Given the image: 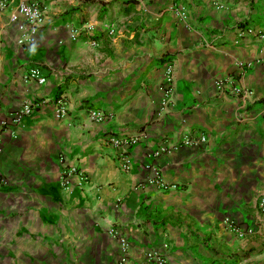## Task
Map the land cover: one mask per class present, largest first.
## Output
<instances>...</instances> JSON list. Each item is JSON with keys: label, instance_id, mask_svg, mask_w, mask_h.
I'll return each instance as SVG.
<instances>
[{"label": "crops", "instance_id": "crops-1", "mask_svg": "<svg viewBox=\"0 0 264 264\" xmlns=\"http://www.w3.org/2000/svg\"><path fill=\"white\" fill-rule=\"evenodd\" d=\"M21 1L0 12V264H112L113 228L129 264L146 249L170 264H264V40L239 32L264 31V0H42L30 45L11 18ZM169 60L174 95L159 115ZM35 66L45 83L25 81ZM217 79L244 93L217 94ZM27 100L43 103L6 129ZM90 108L106 119L90 121ZM200 133L204 146L186 142ZM61 154L86 185L61 189ZM156 175L176 188L150 187Z\"/></svg>", "mask_w": 264, "mask_h": 264}, {"label": "built area", "instance_id": "built-area-1", "mask_svg": "<svg viewBox=\"0 0 264 264\" xmlns=\"http://www.w3.org/2000/svg\"><path fill=\"white\" fill-rule=\"evenodd\" d=\"M9 4V0H0V12L3 11ZM13 21H19L24 25V34L18 39V44H32L40 32L45 19V6L42 0H24L16 5L15 11L12 15ZM240 36L248 35L254 36L264 40V31L254 32V29L250 27H243L239 29ZM74 33V32H73ZM76 36V31L74 33ZM73 36V39L74 37ZM173 65L169 60L165 64V70L163 73L162 91L163 97L160 103L159 115L167 109L172 102L174 95L173 88ZM25 81L34 80L37 84L45 83V77L42 75L40 67H33L26 72L24 76ZM216 93H230V94H242L244 91L234 85L231 79H217L214 81ZM246 95H250L248 92ZM41 100H27L16 111L11 112L5 121L1 124L10 129L16 125H19L27 117L32 116L36 110L42 105ZM56 111L55 117L61 119L65 117L68 110V103L65 97H60L55 101ZM87 116L92 122H102L106 119L105 115L94 109L87 110ZM186 142L195 144L198 147L204 146L206 137L203 134H198L195 139H189ZM135 144V141L131 143V146ZM163 152V148L160 147L153 152V156H158ZM58 161L61 167L60 172V186L63 190H69L71 188H81L87 184L88 177L86 173L77 164H71L64 154L59 155ZM118 167L121 172H129L132 168V163L127 153L121 154L118 159ZM6 184V179L0 175V187ZM147 184L160 191H169L176 187L164 183L160 176L156 175L154 178L149 179ZM257 209L259 213L264 216V196L260 197L257 201ZM223 225L233 233L237 238H244L246 232H249L248 228L243 229L234 220L226 217L223 219ZM108 233L115 237L119 247V259L112 264H129L130 262V250L131 244L122 234L116 229H110ZM144 261L138 264H170L167 257L154 249H146L143 251Z\"/></svg>", "mask_w": 264, "mask_h": 264}]
</instances>
